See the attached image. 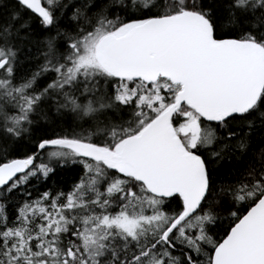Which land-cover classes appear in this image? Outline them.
<instances>
[{
  "label": "snow or ice",
  "instance_id": "obj_1",
  "mask_svg": "<svg viewBox=\"0 0 264 264\" xmlns=\"http://www.w3.org/2000/svg\"><path fill=\"white\" fill-rule=\"evenodd\" d=\"M0 264H264V0H0Z\"/></svg>",
  "mask_w": 264,
  "mask_h": 264
},
{
  "label": "trees",
  "instance_id": "obj_2",
  "mask_svg": "<svg viewBox=\"0 0 264 264\" xmlns=\"http://www.w3.org/2000/svg\"><path fill=\"white\" fill-rule=\"evenodd\" d=\"M72 173L71 172H68V171H65V172H62L60 174H58L57 177H54L53 180H49L48 183L51 184L53 183V181H67V183H71V180H70V177H71ZM41 190H43V188H41Z\"/></svg>",
  "mask_w": 264,
  "mask_h": 264
}]
</instances>
